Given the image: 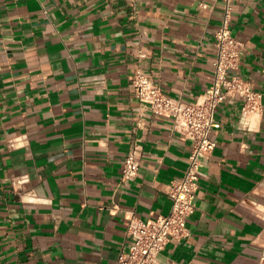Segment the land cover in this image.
Segmentation results:
<instances>
[{
	"label": "crops",
	"instance_id": "1",
	"mask_svg": "<svg viewBox=\"0 0 264 264\" xmlns=\"http://www.w3.org/2000/svg\"><path fill=\"white\" fill-rule=\"evenodd\" d=\"M228 0H0V264H118L132 217L169 213L193 141L136 94L204 96ZM231 68L263 92L219 105L190 234L159 264H260L264 242V0H231ZM140 159L126 177L127 155Z\"/></svg>",
	"mask_w": 264,
	"mask_h": 264
},
{
	"label": "built area",
	"instance_id": "2",
	"mask_svg": "<svg viewBox=\"0 0 264 264\" xmlns=\"http://www.w3.org/2000/svg\"><path fill=\"white\" fill-rule=\"evenodd\" d=\"M231 10V0H228L224 21L217 32L215 77L199 100L187 102L169 95L161 83L144 71L132 76L138 97L155 112L173 116L176 126L192 139L193 151L186 173L171 185L173 205L170 212L149 220L131 218L129 230L133 240L129 248L122 251L118 264H159L160 253L170 240L190 234L188 219L196 209L203 159L216 147L213 133L222 126L217 117L220 103L229 94H241L246 97L243 105L246 116L262 107L263 92L255 90L241 75H230L231 68L240 66L244 49L243 42L231 28ZM139 169V156L136 151H131L125 160L124 175L133 177ZM262 246L260 264H264V242Z\"/></svg>",
	"mask_w": 264,
	"mask_h": 264
}]
</instances>
